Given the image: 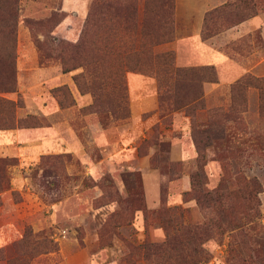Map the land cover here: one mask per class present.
Here are the masks:
<instances>
[{
    "label": "rangeland",
    "instance_id": "374dc122",
    "mask_svg": "<svg viewBox=\"0 0 264 264\" xmlns=\"http://www.w3.org/2000/svg\"><path fill=\"white\" fill-rule=\"evenodd\" d=\"M160 1L162 0H151L148 7L149 12H151L149 24L152 30L160 27V15L173 13L174 0H167L166 6H161ZM145 2L146 0H139L138 17L144 16ZM229 3H231L230 8H228L230 10L226 12L229 15L228 21L221 18L225 12L213 15L212 27L217 29L219 34L237 26L236 24L255 14L264 13V0H253L246 5L239 4L237 0H230ZM64 4L65 0H21L18 27V45L20 35L23 32L29 33L30 41L38 52L40 63L45 66L57 67L61 72L63 71L62 65L55 59L56 54L44 46L45 34L43 30H31L27 26V21L47 22V29L52 31L54 37L67 43L76 44L85 35L92 0L71 1V5L77 9L76 11H69V13L62 11ZM170 18L172 20V17ZM63 21H66V25H64V31L61 32L59 25ZM98 35H101L100 31ZM99 36L92 34L87 39L88 44L84 58L90 60L89 63L67 73L73 74L74 85L78 93L87 95L91 100L88 106L76 108V110L69 112L73 119L72 124L78 125L79 129L87 125V122L102 128L130 124L129 74L136 73L153 78L158 88V81L154 73L143 67V63L136 59L135 62L130 63V66L134 65V71L124 68L122 75L116 76V70L121 63L113 57L110 51V48L113 47L111 42L114 38L113 34L110 36L109 26L106 28L105 39ZM171 38L170 43L156 46L155 52H172L175 57V67L179 69L197 68L180 67L177 64L175 35ZM257 38L258 34H255L250 40ZM250 40L246 36L229 43L227 45L229 53H245L249 49ZM39 43L43 45L42 50L37 47ZM144 60L141 61L145 63ZM139 68H144L146 72L137 71ZM11 94L13 93H6L2 96L19 104L16 109L15 121L12 127L0 130L39 127L49 123V120L42 114L21 116L19 113L25 107V100L20 94L15 98H10ZM53 94L59 99L62 107H70L75 103L68 86L55 89ZM200 105L205 106V101ZM199 106H195V109ZM200 108L196 112V119L202 128V125L208 120V110L202 112ZM218 109H221V113L228 114L231 121L221 128H214L211 137L212 142H214L213 145L203 147L200 155L197 150L196 162L191 165L192 174L197 175L200 188L207 191H214L225 183L223 192L229 193L231 197L227 206H231L230 213L233 212L234 218L243 220L244 229H247V237L244 238L246 234L242 235L243 231L241 232L240 229L236 228H227L228 230L224 232L223 230L211 229L209 221L219 223L221 219H217L210 209L199 206L193 193L185 196L184 199L196 203L197 207H195L194 212L193 209L183 207L169 208L167 205V188L164 190L161 208L151 211L148 225L163 227L158 222H152V219L158 214L157 212L163 209V215L160 219L169 226L174 235L182 233V229L187 227H209L211 229L210 237L203 246L206 252V262L203 264H264V149H256L254 144L255 137L264 134V121L260 118L259 110L258 112L249 111V94L247 91L245 92V89L241 90L239 87L234 90L232 88L230 102L225 105L219 104L211 110L216 111ZM171 114L173 113L166 116ZM53 119H59V117ZM168 122L169 120H166V123ZM153 129L149 137L142 141L139 147L140 155L146 154L153 141L160 138L159 127ZM81 134L88 140L90 139L89 130H82ZM190 137L193 141L192 121ZM164 145L166 146H164L163 151L164 149L167 151L168 143ZM91 151L95 156H101L99 149L93 147ZM160 152L161 149L153 160L156 166L162 168L166 161L160 158ZM8 163L13 166L18 165L19 161L10 159ZM27 174L31 180L32 190L45 203L49 205L66 203L60 208L51 209L48 215L54 211L57 212V218L52 225L42 229L37 226L38 224H22V226L24 225V234L21 239L8 240V243L3 241V246L0 247V264H7L8 258L13 254L14 247L19 252L18 254L25 252L27 255L25 258L20 256L21 258H17L12 264H23L24 262H26L24 264H43L38 261V258L43 254H37V250L40 247L42 249L41 245L45 246L44 241H48L49 244L57 243L59 246L61 241L71 237L77 238L82 245L87 242L93 252L109 247L116 250L120 249L122 254L119 257V264H138L139 261L147 264L146 261L139 258L138 253L128 248L127 243L138 246L146 240L154 244H162L166 240L165 237L162 241H153L149 234V227L142 243L126 238L121 232L124 229L126 234H133L130 226L134 222L137 209L144 198L139 172H125L119 181L111 175H105L100 180H95L87 175L84 165L72 155H50L43 157L39 164L30 166ZM8 177L11 186V177L10 175ZM249 182L258 184V190L252 194V197L248 195L247 185L250 184ZM118 184L123 188H119ZM14 197L18 200L21 196L19 193H15ZM2 203L1 198L0 207ZM225 227L223 225L222 228L226 229ZM63 230L67 231L66 239L56 242L53 239L55 234ZM87 235L89 236L87 237ZM242 241H245L246 244H242ZM15 244L17 245L15 246ZM33 248L35 250H32Z\"/></svg>",
    "mask_w": 264,
    "mask_h": 264
},
{
    "label": "crops",
    "instance_id": "0c3cea01",
    "mask_svg": "<svg viewBox=\"0 0 264 264\" xmlns=\"http://www.w3.org/2000/svg\"><path fill=\"white\" fill-rule=\"evenodd\" d=\"M73 0H65L62 11H76L71 5ZM229 0H176L175 1V44L177 64L180 67L214 66L217 70L216 82L205 83L203 100L206 112L219 104L225 105L231 100L232 86L247 75L264 78V13L220 33L206 41L201 34L206 14ZM66 21L59 25L64 31ZM258 34V38L250 40ZM248 37L249 49L245 53H229L227 45ZM17 59L18 91L23 96L25 107L21 116L42 114L49 123L39 127H23L0 130V158L17 159L18 165L9 168L10 189L1 194L0 207V247L2 242L21 239L24 225L38 224L44 229L52 225L57 218L56 211L65 203L49 205L32 190L28 169L35 166L45 156L72 155L85 167L87 175L100 180L105 175L113 176L117 181L125 172H139L142 179L145 206L148 210H158L162 206V186L167 185L168 207H197L194 201H185L184 196L192 189V164L196 162L197 150L190 137L191 119L185 112H176L161 117L159 111L158 88L153 78L129 74V99L131 122L112 128H102L88 123L79 129L73 125L70 116L72 110L88 106L91 102L87 95L78 93L73 81V74H64L59 68L40 63L36 48L30 41L29 33L19 37ZM68 86L75 103L62 107L53 91ZM249 111L259 110L260 91L250 88ZM146 116V118H145ZM59 117V119H53ZM166 120H169L166 123ZM159 127L160 143H168L167 151L160 152V158L169 162L182 163L181 177L169 180L161 167H153L152 159L159 152L158 146H151L146 154L140 155L142 141L149 137L153 128ZM82 130L90 131V139L82 136ZM100 150L101 156H95L91 148ZM119 185V184H118ZM119 188H123L119 185ZM15 193L20 198L15 199ZM198 216V214H195ZM198 218V217H197ZM77 219V218H76ZM36 227V226H34ZM130 228L133 234H122L129 239L142 243L146 238V220L142 211ZM153 241L165 239L163 227L149 226ZM89 235H87L88 237ZM85 240V239H84ZM4 244V243H3ZM120 249L104 248L93 252L87 242L82 245L75 237L59 243V250L43 254L38 261L43 264H119ZM138 264H145L139 261Z\"/></svg>",
    "mask_w": 264,
    "mask_h": 264
},
{
    "label": "trees",
    "instance_id": "16d2710c",
    "mask_svg": "<svg viewBox=\"0 0 264 264\" xmlns=\"http://www.w3.org/2000/svg\"><path fill=\"white\" fill-rule=\"evenodd\" d=\"M175 1L176 0H174L173 13L160 15V27L156 30H152L149 24V15L151 12L148 10L151 0H146L145 2V13L143 17H138L139 0H92L85 35L76 44L67 43L54 37L52 31H48L47 29V22H34L30 20L27 21V26L34 31L43 30L45 34L44 46L53 54H56L55 59L62 65V72L64 74L70 73L89 63L90 60L84 58L85 49L88 44L87 39L90 38L92 34L99 36V31L101 34L99 37L105 39L106 28L109 26L110 36L113 34L114 38L111 42L113 47L110 48V51L113 57L121 63L116 70V76L122 75L124 68H129L131 71H134V65L130 66V63L133 61L135 62V59L142 62L144 65L143 67L154 73L158 81L160 116L165 117L170 113L185 111L191 118L193 142L200 155L203 147L213 145L214 142H212L213 139L211 137L214 133V128H221L231 120L228 114L221 113V109L216 111L210 109L207 111L208 120L202 125V128L201 125L197 123V110L199 107H201L200 110L205 109L204 105L199 106L200 103L204 102V85L205 83L216 82L218 79L217 70L214 66L179 69L175 67V57L172 52L164 51L162 53H156L154 50L156 46L170 43L172 41L171 36L173 37V35H175ZM229 1L206 14L201 34L202 40L206 41L219 34L218 30L212 27L214 20L213 15L215 13L220 14L225 12L221 18L228 21L229 15L226 12L230 10L228 9L231 6ZM251 1L253 0H237L239 4L243 5ZM20 2L21 0H0V129L13 126L16 117V109L19 106L18 103L8 100L2 95L17 92L18 88L17 46L18 27L20 23ZM167 3V0L160 1L161 6H166ZM170 17H172V20ZM94 29H96V32H94ZM118 38H120V40H118ZM42 46L43 45L40 43L37 45L39 50H42ZM141 60H144L145 63ZM137 71L146 72L144 68H139ZM238 87L241 88V90L245 89V92H248L250 88L259 89V114L260 118L264 121V78H255L251 75H247L232 86L233 90ZM197 105L199 107L195 109ZM254 141L256 149H264V134L256 136ZM151 146H158L159 150L161 149V152H164L165 149L163 151V148L166 145L160 143V139L157 138L153 141ZM9 161L10 159L0 158V199L1 194L10 189L8 169L12 164L8 163ZM164 164L165 166L163 165L161 171L169 180L181 177L182 163L166 161ZM152 165L156 166L153 159ZM196 176L197 175L194 174L191 175L192 189L190 193H186L185 196L193 193L199 206L210 209L211 213L214 214L217 219H221L219 223L217 221H209L210 228L223 230V232L228 230L227 228H236L240 229L241 232L243 231L242 235H245L247 229H244L243 220L234 218L232 216L233 212L230 213L231 206H227L231 197L229 193L223 192L225 183L221 184V186L214 191H207L200 188ZM249 183L250 184L247 185L249 191L248 195L252 197V194L258 190V184L256 182ZM166 188L167 185L163 183L162 204L163 194ZM137 211H142L144 213L146 227L148 228L151 211L146 208L144 198L141 200V204ZM162 211L163 209L157 212L158 214L152 219V222H158V224L164 227L166 231V240L162 244H154L146 240L143 244L138 246L127 243L128 248L138 253L139 258L146 261L147 264H161L164 261L163 264L205 263L206 252L203 246L210 237L209 232L211 229L209 227H187L182 229V233L174 235L169 226L161 221L160 217L163 215ZM222 224L226 226V229L222 228ZM245 237H247V234L244 238ZM47 242L48 241H44L45 246L41 245L42 249L40 247V249L37 250V254H48L59 250L57 243L52 244L50 242L51 244H49ZM241 243L246 244L245 241ZM16 245L17 244H15V246ZM32 250H35V248ZM18 253L16 247H14L13 254L8 258L7 264H12L14 260L21 258L20 256L25 258L27 255L25 252H22L23 254Z\"/></svg>",
    "mask_w": 264,
    "mask_h": 264
},
{
    "label": "built area",
    "instance_id": "2783aa9c",
    "mask_svg": "<svg viewBox=\"0 0 264 264\" xmlns=\"http://www.w3.org/2000/svg\"><path fill=\"white\" fill-rule=\"evenodd\" d=\"M67 237V231L63 230V231H58L57 234H55V237L53 239H55L56 242H59L61 239H66Z\"/></svg>",
    "mask_w": 264,
    "mask_h": 264
}]
</instances>
